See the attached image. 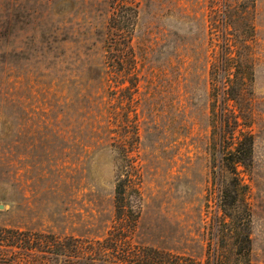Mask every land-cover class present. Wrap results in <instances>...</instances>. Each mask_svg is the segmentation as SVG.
I'll list each match as a JSON object with an SVG mask.
<instances>
[{"label": "rangeland", "instance_id": "1", "mask_svg": "<svg viewBox=\"0 0 264 264\" xmlns=\"http://www.w3.org/2000/svg\"><path fill=\"white\" fill-rule=\"evenodd\" d=\"M241 79L248 212L220 202L223 93ZM239 108L225 100L223 119ZM118 181L126 203L139 190L136 256L264 264V0H0V228L70 256L0 245V264H108L90 253Z\"/></svg>", "mask_w": 264, "mask_h": 264}, {"label": "trees", "instance_id": "2", "mask_svg": "<svg viewBox=\"0 0 264 264\" xmlns=\"http://www.w3.org/2000/svg\"><path fill=\"white\" fill-rule=\"evenodd\" d=\"M112 22L119 25V18L114 15ZM114 27L117 30V28ZM114 37L117 35L114 34ZM117 41L113 40L116 44ZM129 48V47H128ZM243 82L244 80H238L230 82V86L227 88V92L223 93L222 101V113L220 116V130H219V152L220 154H225L226 152V169L233 175L230 182L232 187V194L229 193L230 200H221L222 208L230 207L232 209L238 208L237 205H241L247 212L249 211L248 203L245 199V193L247 186H241L239 182L238 175L236 173L237 167H243L244 169H250L253 161V146L254 137L250 131L251 119L246 104V99L240 96L243 92ZM233 101L239 108L238 113H233L232 119H223V107L224 101ZM238 117L240 121L238 120ZM242 126L241 128H238ZM241 187L242 190L239 188ZM125 182L118 181L115 188V222L111 230H109L106 238L98 243V249L94 254L96 257L94 260H101L106 258L104 262L108 264H165L164 254L159 253L155 250L151 251L150 254H134L135 248L131 246L129 240L131 235L134 233L137 221L140 216L141 206L139 204V190L137 187H133V193L137 197V200L132 203H126L125 199ZM32 234L19 232L17 230H10L5 228H0V245H4L8 248H16L22 251H37L41 252L43 255L48 253L55 260L59 257L70 258L68 254H65L64 250L59 246L58 243L55 245L50 252L47 248V243L43 242L41 238L38 239V235L34 238L31 237ZM242 242L238 240V237L234 240V245H243L244 247L249 246V236L244 234L242 236ZM242 243V244H241ZM45 244V245H44ZM145 250V249H144ZM140 252V250H139ZM123 256V257H122ZM46 257V255H45ZM213 264H217L218 260L214 256ZM178 260V259H177ZM93 261V260H92ZM175 264H179L178 261Z\"/></svg>", "mask_w": 264, "mask_h": 264}]
</instances>
